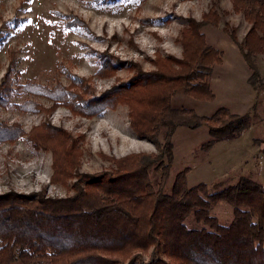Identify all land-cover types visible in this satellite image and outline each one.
<instances>
[{
    "label": "rangeland",
    "instance_id": "1",
    "mask_svg": "<svg viewBox=\"0 0 264 264\" xmlns=\"http://www.w3.org/2000/svg\"><path fill=\"white\" fill-rule=\"evenodd\" d=\"M211 12L220 23L205 24L202 31L209 45L224 52L210 78L215 98L201 101L176 94L172 107L201 116L226 108L256 118L239 137L217 142L210 150L203 148L210 139L206 126L178 127L167 191L185 168H190L191 187L206 183L213 190L218 183L236 184L242 176L264 185V54L257 58L263 84L254 89L251 72L231 40L234 34L242 43L250 24L234 10L232 0H0V123L19 125L25 133L13 143H0V194L74 195L79 176L111 171L114 158L157 153L153 143L136 136L130 107L119 96L139 71L156 70L158 56L182 59L183 31L190 20L203 22ZM58 87L76 104L103 99L111 106L93 116L82 114L83 106L56 104L47 96ZM39 128L77 151L79 167L64 184L53 180V150L33 141L40 138ZM159 139L164 144V134ZM160 176L152 172L155 184ZM212 213L224 224L234 218L233 207L225 202Z\"/></svg>",
    "mask_w": 264,
    "mask_h": 264
},
{
    "label": "trees",
    "instance_id": "2",
    "mask_svg": "<svg viewBox=\"0 0 264 264\" xmlns=\"http://www.w3.org/2000/svg\"><path fill=\"white\" fill-rule=\"evenodd\" d=\"M232 2L250 29L242 43L234 34L231 40L251 72L249 83L258 89L263 84L257 58L264 54V0ZM219 21L215 12L203 22L190 20L182 33V59L158 56L156 70L139 71L126 90L118 88L125 90L119 98L130 107L136 136L153 143L157 153L114 158L111 171L79 176L74 195L0 194V264H264V185L242 176L236 184L218 183L213 190L206 183L190 187V168H185L167 191L175 157L172 137L178 127L206 126L210 139L203 148L210 150L217 142L239 137L256 118L226 108L201 116L193 109L172 107L176 94L201 101L215 98L210 78L213 67L223 63L224 52L207 43L202 28L218 26ZM28 87L35 90V85ZM47 96L56 104L81 105L80 112L88 116L111 106L103 99L76 104L61 87L47 91ZM40 129V138L33 141L53 150V180L64 184L79 167L77 151ZM24 135L19 125L0 123V143ZM152 172L161 175L156 184ZM221 202L234 210L228 224L212 213Z\"/></svg>",
    "mask_w": 264,
    "mask_h": 264
},
{
    "label": "crops",
    "instance_id": "3",
    "mask_svg": "<svg viewBox=\"0 0 264 264\" xmlns=\"http://www.w3.org/2000/svg\"><path fill=\"white\" fill-rule=\"evenodd\" d=\"M255 89V88H254ZM253 125V124H252ZM252 127V126H251ZM220 143V142H219ZM250 177V176H249ZM241 177H239V179H240ZM239 179H237V181L239 180ZM254 180V179H253ZM256 181V180H255ZM191 187V186H190Z\"/></svg>",
    "mask_w": 264,
    "mask_h": 264
}]
</instances>
